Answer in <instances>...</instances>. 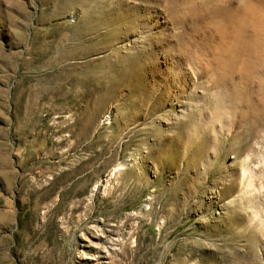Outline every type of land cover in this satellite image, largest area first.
<instances>
[{"label": "rangeland", "instance_id": "374dc122", "mask_svg": "<svg viewBox=\"0 0 264 264\" xmlns=\"http://www.w3.org/2000/svg\"><path fill=\"white\" fill-rule=\"evenodd\" d=\"M205 10L0 0V264H264V90L189 80Z\"/></svg>", "mask_w": 264, "mask_h": 264}, {"label": "bare ground", "instance_id": "6f19581e", "mask_svg": "<svg viewBox=\"0 0 264 264\" xmlns=\"http://www.w3.org/2000/svg\"><path fill=\"white\" fill-rule=\"evenodd\" d=\"M204 1L205 13L210 16L209 25L215 27L217 36L212 35L195 49H187L178 64H183L188 69L186 73L190 76V81L201 79L218 86L222 80L229 79L241 87L244 80L250 82L257 76L264 90V0H236V3L233 0ZM237 75L238 82L235 80ZM232 96L231 101L226 99L222 105L218 103L214 116H227V102L240 104L242 97L234 92ZM224 130L231 134L232 130L227 125H221V131ZM249 158L247 154L245 160ZM245 172L251 178L256 175L251 167Z\"/></svg>", "mask_w": 264, "mask_h": 264}]
</instances>
